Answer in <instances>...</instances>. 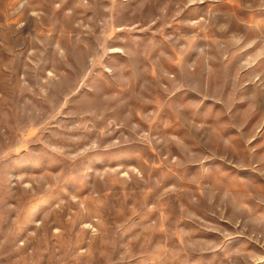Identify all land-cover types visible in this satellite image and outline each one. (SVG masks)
I'll return each mask as SVG.
<instances>
[{
  "label": "rangeland",
  "instance_id": "obj_1",
  "mask_svg": "<svg viewBox=\"0 0 264 264\" xmlns=\"http://www.w3.org/2000/svg\"><path fill=\"white\" fill-rule=\"evenodd\" d=\"M0 264H264V0H0Z\"/></svg>",
  "mask_w": 264,
  "mask_h": 264
}]
</instances>
